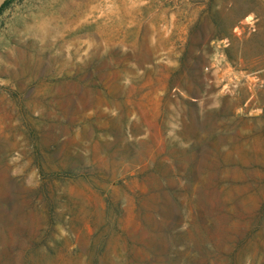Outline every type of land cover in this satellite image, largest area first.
Segmentation results:
<instances>
[{"label":"rangeland","instance_id":"374dc122","mask_svg":"<svg viewBox=\"0 0 264 264\" xmlns=\"http://www.w3.org/2000/svg\"><path fill=\"white\" fill-rule=\"evenodd\" d=\"M4 4L0 264H264V5Z\"/></svg>","mask_w":264,"mask_h":264},{"label":"water","instance_id":"95a60500","mask_svg":"<svg viewBox=\"0 0 264 264\" xmlns=\"http://www.w3.org/2000/svg\"><path fill=\"white\" fill-rule=\"evenodd\" d=\"M5 0H0V7L2 6V4L4 3Z\"/></svg>","mask_w":264,"mask_h":264},{"label":"crops","instance_id":"0c3cea01","mask_svg":"<svg viewBox=\"0 0 264 264\" xmlns=\"http://www.w3.org/2000/svg\"><path fill=\"white\" fill-rule=\"evenodd\" d=\"M264 5V0H259Z\"/></svg>","mask_w":264,"mask_h":264},{"label":"trees","instance_id":"16d2710c","mask_svg":"<svg viewBox=\"0 0 264 264\" xmlns=\"http://www.w3.org/2000/svg\"><path fill=\"white\" fill-rule=\"evenodd\" d=\"M5 5H6V4H4V5L1 7L0 11L5 7Z\"/></svg>","mask_w":264,"mask_h":264}]
</instances>
